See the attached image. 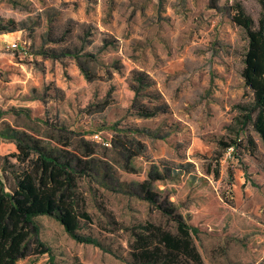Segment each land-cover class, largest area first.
I'll list each match as a JSON object with an SVG mask.
<instances>
[{"label":"rangeland","instance_id":"obj_1","mask_svg":"<svg viewBox=\"0 0 264 264\" xmlns=\"http://www.w3.org/2000/svg\"><path fill=\"white\" fill-rule=\"evenodd\" d=\"M237 1L257 24L259 0H218L216 7L211 0H0V28L17 29L0 33V61L43 62L46 81L59 89L34 107L37 119L0 78V176L12 182L11 165L23 167L10 157L18 151L16 133L61 155L93 153L84 157L91 170L77 177L76 195L91 217L80 233L103 249L78 243L54 218L39 217L38 239L55 264H131L129 245L146 223L175 232L141 197L145 183L203 228L195 244L204 264H264V143L237 121L238 105L252 100L240 74L247 36L230 20ZM69 26L64 41H47L48 33L58 37ZM10 41L27 50L11 52ZM42 46L78 51L53 60L36 55ZM131 70L152 78L167 113L135 114L132 100L145 98L132 89ZM113 139L127 150L114 151ZM238 140L240 149H223L221 142ZM50 255L17 264H53Z\"/></svg>","mask_w":264,"mask_h":264},{"label":"trees","instance_id":"obj_2","mask_svg":"<svg viewBox=\"0 0 264 264\" xmlns=\"http://www.w3.org/2000/svg\"><path fill=\"white\" fill-rule=\"evenodd\" d=\"M217 1L211 0V6L216 7ZM259 4L261 14L257 24L239 1L232 5L230 20L247 36V48L240 74L252 94L249 103L238 105L240 115L237 121L241 131L250 127L264 143V0H259ZM70 28L66 27L58 37L48 33L47 41H64L71 32ZM16 30L14 27H2L0 33ZM77 51L76 48L64 47L58 52L42 46L36 55L57 60L60 55L73 56ZM117 67L120 68L121 65L118 64ZM131 75L134 82L132 89L138 95L142 93L141 97L145 98L139 101L135 97L132 100L131 107L135 114L151 117L167 113L169 105L152 78L139 70H131ZM0 78L13 88L12 99L29 105V109L23 110L28 117L41 119L40 114L34 115V107L39 110L40 106L52 97L51 92H59L54 84L46 81L44 63L36 60L13 67L9 60L2 59ZM153 101L158 103H152ZM148 133L154 135L152 132ZM16 138L18 151L10 157L23 164V167H15L17 163L11 165L15 169L12 182L7 176H0V264H17L29 256L43 254H51L50 260L55 264L51 248L38 239L39 217L54 218L78 243L92 244L103 249L96 238L80 233L81 224L90 223L91 217L76 195L77 177L91 170L92 162L85 161L84 157L91 156L92 151L83 156L61 155L49 147L42 146L32 136L16 133ZM248 143L250 154L253 155L256 145L251 137H248ZM221 144L226 151L230 147L237 150L242 146L241 140ZM112 148L114 151H126L127 143L113 139ZM2 159L6 166L8 156ZM151 186V183H145L140 187L141 197L167 216L175 225V232L146 223L143 230L134 235V241L129 245L130 263L204 264L195 244V238L203 228L193 220L189 221L167 200L161 202L160 194L150 190Z\"/></svg>","mask_w":264,"mask_h":264},{"label":"built area","instance_id":"obj_3","mask_svg":"<svg viewBox=\"0 0 264 264\" xmlns=\"http://www.w3.org/2000/svg\"><path fill=\"white\" fill-rule=\"evenodd\" d=\"M7 45H8V49L11 50V52H13V53H15V52L19 53V51H26L27 50L25 43H23L22 41H14V42L10 41V42H8ZM93 138L95 140H100L104 143L102 136H100V133H95L93 135ZM104 144L109 145V142L107 141ZM227 151L230 153V152L234 151V148L230 147L229 149H227Z\"/></svg>","mask_w":264,"mask_h":264},{"label":"crops","instance_id":"obj_4","mask_svg":"<svg viewBox=\"0 0 264 264\" xmlns=\"http://www.w3.org/2000/svg\"><path fill=\"white\" fill-rule=\"evenodd\" d=\"M233 26H235L233 23H231ZM213 25V24H212ZM237 27V26H236ZM237 28H239V27H237ZM240 29V28H239Z\"/></svg>","mask_w":264,"mask_h":264}]
</instances>
